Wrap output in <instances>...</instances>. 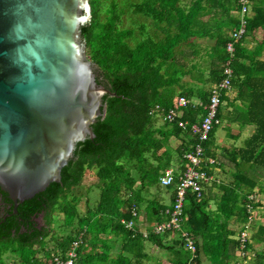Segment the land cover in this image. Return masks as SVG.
<instances>
[{
    "label": "trees",
    "instance_id": "trees-1",
    "mask_svg": "<svg viewBox=\"0 0 264 264\" xmlns=\"http://www.w3.org/2000/svg\"><path fill=\"white\" fill-rule=\"evenodd\" d=\"M88 3L89 19L80 25V35L89 49V59L115 94H103L104 115L90 125L94 136L76 142L72 157L60 169L59 182H50L42 191L17 203L15 212L0 191L3 213L7 214L3 220L0 216V263L47 264V259L53 256L63 257L73 240L78 241L73 264H143L150 258L144 251L145 241L168 252L171 264H199L201 257L209 264L244 261L254 242H264V226H254L251 219L240 246L237 235L240 228H232L228 221L245 220L247 215H253L245 207L249 205L253 210L259 205L252 197L256 195L252 189L254 180L240 169L243 163L264 166V59L256 58L264 45V0H246L247 12L243 16L246 34L260 30L263 38L249 49L242 45L243 34L231 55L224 46L239 21V0H190L187 4L182 0H88ZM126 7L153 26L148 32L141 23L137 24L144 36L132 43L128 41L132 29L124 26L122 20ZM231 9L236 10L234 16L229 14ZM153 36L159 38L153 40ZM200 37L213 39L212 45L203 46V52L195 47ZM180 43H187L186 49H176ZM201 57L208 59L206 69L198 66L196 60L191 61ZM226 60L232 70L229 81L236 91L230 98L227 91L218 92L220 103L215 115L219 118L228 114V119L239 127L252 125L253 131L241 148L217 155L208 148L213 128L201 142L206 173H211L209 166H219L224 160L235 170L231 183H217L221 190L219 197L211 195L204 184L198 194L186 191L180 207V230L194 244L195 252L191 254L178 229L170 227L163 233H154L148 226L168 220L176 172L186 165L181 156L195 139H189L186 130L175 123L154 126L153 120L172 106L175 93L192 101L182 108L181 119L192 121L202 115L212 90L210 86L224 75L221 63ZM251 92H255L256 101L246 100ZM170 138L178 141L172 149ZM172 153L176 159L174 166L170 165ZM208 157L213 158L210 165L206 164ZM168 167L172 168L173 183L160 186L158 177ZM85 169L93 170L94 180L82 185ZM93 189L98 193L92 201ZM161 189L167 192L166 203L158 195ZM260 191L264 193V182L256 193ZM81 197L82 211L77 207ZM211 200L213 209L207 207ZM131 206L137 210L136 214L131 213ZM54 212L61 213V224L52 222ZM39 214L40 224L35 219ZM121 219L136 224L128 228ZM142 227L146 228L145 236ZM174 233L177 236L171 241L163 240ZM53 241L54 249H49ZM5 254L12 256L10 263L4 260ZM252 256L245 264L250 261L263 264V252Z\"/></svg>",
    "mask_w": 264,
    "mask_h": 264
},
{
    "label": "water",
    "instance_id": "water-1",
    "mask_svg": "<svg viewBox=\"0 0 264 264\" xmlns=\"http://www.w3.org/2000/svg\"><path fill=\"white\" fill-rule=\"evenodd\" d=\"M89 14L88 0H0V191L12 212L60 181L115 94L84 55Z\"/></svg>",
    "mask_w": 264,
    "mask_h": 264
},
{
    "label": "rangeland",
    "instance_id": "rangeland-1",
    "mask_svg": "<svg viewBox=\"0 0 264 264\" xmlns=\"http://www.w3.org/2000/svg\"><path fill=\"white\" fill-rule=\"evenodd\" d=\"M189 1L190 0H182V2H184V4H187ZM210 12L213 13L214 10L211 9ZM211 13L209 15H211ZM229 14L234 16L236 14V10L231 9ZM122 20H123V25L124 26L132 29V32H131L132 37L130 38V40H128L129 43H132L136 39L144 36V34L141 31L138 30L140 28H139V26L137 24L141 23V25L143 26L142 29L144 31L151 32L153 30V26L149 22L148 19L143 17L141 14H132L129 7H126L124 9V13L122 14ZM156 32H157V35H158L159 32L158 31H156ZM257 32L259 33L260 40H261L263 38V33H262V36H261V32L262 31L261 32L257 31ZM152 38H153V40H157L159 37L158 36H153ZM249 41L251 43H249V45H245V46L247 48L252 49L253 48L252 44L253 43L255 44L257 41L254 38H252ZM212 43H213V39H204V38L201 37L199 39V41H197V43H195V47L197 48V50H198V47H200V50L202 51L204 49L203 46L206 45V46L209 47L210 45H212ZM198 45H201L202 47L198 46ZM248 46H250V47H248ZM181 47H183L182 49H186L187 43H183V44L179 45V47H177L176 49H179ZM263 51H264V45H263ZM88 54H89V49L84 44V55L91 62V60L89 59V55ZM256 58L258 60H262L264 58V54H262L261 56L258 55ZM192 59H191V61L196 60L198 66L203 67L205 69L207 68L206 67L207 63H208V59L207 58L201 57V58H198V59H195V58H192ZM92 63L94 64L95 70L100 72V70L97 69L95 63L94 62H92ZM177 67H178V65H177ZM100 74H101V72H100ZM192 75L196 76V73L193 72ZM182 79L185 80L186 78L185 79L182 78ZM247 97H246L247 101H249V99H253L254 101H256V99H257L256 95H255V92L248 93ZM222 120L223 119H221L219 125L214 129L213 137H212V140H211V144L208 145L209 150L212 151L216 155L219 154V153H226V151H228V150L241 148L243 146L244 139L247 138V136H249L250 133L253 131V126L252 125H250V127H248V125H246V126L244 125L240 129V127L238 126V123H236L235 121L228 122V121H222ZM153 125L154 126H161L162 125V118L161 117H156L153 120ZM231 135H233V137ZM177 143H178V141L175 138H170L169 139V146L171 147V149L175 145H177ZM160 150L161 149H159L157 151V153H159ZM171 157L173 158V153L171 154ZM237 158H238V156H237ZM175 163H176V159L173 158L171 160V162H170V165L174 166ZM221 165H222L221 167H220V165L212 167L213 168L212 172L215 175L212 174V180L210 181V183L205 188V189H207V191H210L211 195H214V197L215 196L219 197L220 193H221L220 188L216 187L218 182L219 183H231L232 180H233V172H234L235 168L230 163L226 162V160H224V162L221 163ZM240 170H244V172L247 175H249L254 180V185H253L252 189H253V192L256 195H254L255 197L254 196H252V197L255 200H257L259 205L253 209V217H251V219H254V221H255L254 222V224H255L254 226H256L258 224L264 226V193H263V191H260V192L256 193L257 190H261V187H263L264 166L263 165H258V164H246V163H243L241 165V169ZM93 180H94V172H93V170L92 169H85L84 178L82 179L81 184L85 185L86 183L92 182ZM241 188L245 190L246 186H241ZM150 189H152V188H150ZM151 191H153V190H151ZM97 193H98L97 189H93L91 191V196H92L91 200L92 201L94 200V198H97ZM166 194H167V192L165 193V191H163L162 189L160 191V194H158L162 198L163 202H165V203L167 202ZM247 195H251V194H247ZM82 201H83V197H81L79 199V203L77 204V207L79 208L80 211H82L83 207H84ZM207 207L211 208V209L214 208V203H213L212 200L208 202ZM138 213L140 214L139 216L143 215L142 210L138 211ZM52 217H53L52 218V222L54 224H61L62 223L61 213L54 212ZM142 218H143V216H142ZM250 220L249 221H246V220L245 221H243V220H235L234 221L233 219H231V220L228 221V223H229V225L232 228L236 229L240 225H242L243 223H249L250 224ZM39 221H40V223L42 222L41 217L39 218ZM145 223L146 222H145V220L143 218L142 224H145ZM140 225L141 224H139V226ZM53 229H54V227H53ZM253 229H254V227H253ZM60 233L61 232L59 231V234ZM62 234H64V232ZM174 236H177V235L175 234V235H170L168 237L166 236L165 238H163V240L171 241ZM53 244H54V241L49 243V249H54ZM143 244H144V251L148 254V256H150V258H149V260H147V262H146V260L143 261V264H171L170 263V259H169L170 255H169L168 252H166L165 250H162V249L156 247L155 245H152L151 243H148L146 241ZM255 252H263L264 253V242H258V241L254 242L253 243V248L248 252V254L246 255L244 261L243 260L239 261L238 264H245L244 262L245 261L247 262L248 259H251L253 257L252 254L255 253ZM3 258H4V260L7 263H10V260L12 259V256L10 254H5L3 256ZM262 261H263V264H264V258L262 259ZM251 263H252L251 261L248 262V264H251ZM200 264H208V263H206V260L204 258L202 261H200Z\"/></svg>",
    "mask_w": 264,
    "mask_h": 264
},
{
    "label": "built area",
    "instance_id": "built-area-1",
    "mask_svg": "<svg viewBox=\"0 0 264 264\" xmlns=\"http://www.w3.org/2000/svg\"><path fill=\"white\" fill-rule=\"evenodd\" d=\"M246 0H239L240 10H238V24L235 27H232L229 38L225 42V51L231 55L234 52V44L237 43L245 32V20L243 16L247 12L245 5ZM228 60L224 61L222 64V77L214 83L211 87V93L208 97V101L203 105L204 113L197 117L195 120L188 121L181 119V108L185 107L189 101V98H186L184 95H178L174 98L173 104L171 107L163 110L162 120L171 125L175 123L177 127L185 129L187 136L195 139V142L192 144L191 148L182 153L181 159L186 161V165L183 168L176 172V181H175V194L173 205L169 211V218L166 221L159 223H151L148 227L154 233H163L164 230L173 227L178 229L180 236L184 237V246L189 250L191 254L195 252V247L192 240L186 236L185 232L180 230V207L184 198L186 191H195L197 194L202 189L203 184L207 185L212 180V173H206L203 169L202 159L204 158L202 153L201 142H203L209 131L218 124L219 118L216 117L215 112L217 106L220 103L218 99L219 91H227L230 84L231 68L228 66ZM192 102V101H191ZM207 165H210L213 162V158H206ZM211 168V166H209ZM159 182L161 185L166 186L173 183L172 168L168 167L159 177ZM250 197V196H249ZM131 213L136 214V209L131 206ZM169 208L165 209L167 211ZM245 210L251 212V207L246 206ZM135 216V215H134ZM251 219V215H247L246 221ZM243 220V221H245ZM126 227L132 228L136 222L133 220L123 221ZM249 223H243L240 227L239 232L237 233L239 238V244L242 246L244 241V236L248 232ZM141 233L143 236L146 235V228H141ZM77 240H73L70 246L67 247L64 256H53L52 258L47 259V264H73L74 258L76 256V246ZM1 264V263H0Z\"/></svg>",
    "mask_w": 264,
    "mask_h": 264
},
{
    "label": "crops",
    "instance_id": "crops-1",
    "mask_svg": "<svg viewBox=\"0 0 264 264\" xmlns=\"http://www.w3.org/2000/svg\"><path fill=\"white\" fill-rule=\"evenodd\" d=\"M249 13H250V11H249ZM248 13V14H249ZM257 31H260V30H254V31H252L251 33H249V34H246V32H245V35H244V37H243V41H242V45H249V43H251L249 40H251L252 38H254L256 41H258V40H260V35H259V33L257 32ZM261 32V31H260ZM261 36H262V32H261ZM256 37V38H255ZM201 38V37H200ZM203 38V37H202ZM179 45H181V43L180 44H178L177 45V47L179 46ZM252 46H254V43L252 44ZM176 47V48H177ZM246 47V46H245ZM248 47H250V46H248ZM247 48V47H246ZM250 49V48H249ZM262 54H264V51H263V48H262V50L260 51V56L262 55ZM264 59V58H263ZM235 91H236V87H230L229 89H228V91L226 92L227 93V97L228 98H230L231 96H233L234 94H235ZM228 108V107H227ZM228 114H226V115H224L223 117H219V119H220V121H221V119H223L222 121H228V122H233L232 120H231V118L230 119H228V116H227ZM226 116H227V118H226ZM220 123V122H219ZM246 126V125H245ZM248 127H250V125H248ZM242 127H240V129H241ZM232 137H233V135H231ZM229 151H231V150H228V152ZM222 165L220 164V167H221ZM212 174L213 175H215L213 172H212ZM204 258L203 257H201V259H200V261H202ZM206 260V259H205ZM147 262V261H146ZM206 263H208V261L206 260ZM200 264V263H199ZM209 264V263H208Z\"/></svg>",
    "mask_w": 264,
    "mask_h": 264
},
{
    "label": "clouds",
    "instance_id": "clouds-1",
    "mask_svg": "<svg viewBox=\"0 0 264 264\" xmlns=\"http://www.w3.org/2000/svg\"><path fill=\"white\" fill-rule=\"evenodd\" d=\"M229 34H230V33H229ZM244 34H245V32H244ZM234 46H235V45H234ZM234 48H235V47H234ZM224 50H225V46H224ZM225 52H226V51H225ZM222 64H223V63H221V67H223ZM221 71H222V70H221ZM213 84H214V83H213ZM213 84H212V85H213ZM212 85H211V86H212ZM211 86H210V87H211ZM230 87H231V84H229V88H230ZM176 90H177V88L174 89V91H176ZM227 91H228V90H227ZM179 95H182V94H179ZM176 96H178V95H176V94L173 95V97H172V102L174 101V98H175ZM182 108H184V107H182ZM182 108H181V110H182ZM157 117H161V118H162V114H161V115H157ZM196 118H197V117H196ZM219 122H220V119H219ZM219 122H218L217 125H215V126L213 127V131H214V129L219 125ZM162 123H165V122L162 120ZM166 124H167V123H166ZM167 125H168V124H167ZM189 139H191V138L189 137ZM194 142H195V141H194ZM194 142H193V143H194ZM193 143H192V144H193ZM190 148H191V147H190ZM208 158H210V157H208ZM212 167H215V166H214V165H211V173H212V170H213ZM159 177H160V175H159ZM159 177H158V179H159ZM159 185H160V186H163V185L160 184V182H159ZM207 185H208V184H207ZM136 211H137V210H136ZM251 213L253 214V210H251ZM251 217H253V215H251ZM142 226H143V225H142ZM240 227H241V225H240L238 228H240ZM248 230H249V227H248ZM182 231H183V230H182ZM178 232H179V231H178ZM179 235H180V233H179ZM240 261H242V260H240ZM244 263H245V262H244Z\"/></svg>",
    "mask_w": 264,
    "mask_h": 264
},
{
    "label": "flooded vegetation",
    "instance_id": "flooded-vegetation-1",
    "mask_svg": "<svg viewBox=\"0 0 264 264\" xmlns=\"http://www.w3.org/2000/svg\"><path fill=\"white\" fill-rule=\"evenodd\" d=\"M3 206H4V204H3V200L0 198V216L2 217V220H3V218L7 215L6 213H3V211H4ZM40 217H41L40 214L37 215V216L35 217L36 221H37L39 224H40V221H39V218H40Z\"/></svg>",
    "mask_w": 264,
    "mask_h": 264
}]
</instances>
